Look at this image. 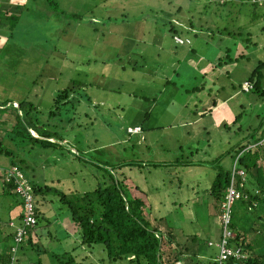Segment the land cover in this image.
Returning <instances> with one entry per match:
<instances>
[{
    "label": "rangeland",
    "instance_id": "374dc122",
    "mask_svg": "<svg viewBox=\"0 0 264 264\" xmlns=\"http://www.w3.org/2000/svg\"><path fill=\"white\" fill-rule=\"evenodd\" d=\"M57 1L58 8L48 0H0L2 16L0 101L25 98L34 100L43 110L41 119L47 122L50 121L48 113L54 108L57 93L72 87L73 83L79 80L84 85L79 88L78 95L83 94V99L81 106L77 103L76 110H79L80 116L74 115V123L71 125L68 122L66 109L62 116L49 122L53 125L58 124V129L69 137L67 142L71 144L70 146L77 147L83 153V158L74 159L75 157L72 158L67 152L53 153L51 150H40L39 156L45 153L46 155L43 165H40L35 173L37 180L42 182L43 174L45 176L47 174V179L51 178L56 182L54 187L83 196L84 192L93 190L97 184L95 174L98 169L93 165L95 161L111 160L113 163L140 161L146 165H141L139 169L128 168L127 172L133 177L132 181L135 184L143 187V196H147L154 203L157 214L169 216L187 233L198 234L203 239L211 238L215 243H219L221 235L218 219L219 201L207 193L218 170L210 165L208 160L211 161L223 153L230 140L236 138V134L232 135L222 127H214L215 118L211 116L195 121L197 117L195 109L207 107L203 106L204 102L211 106L213 99L218 95L212 87L201 92L185 91L202 83L203 78L196 79L192 72L185 71L188 76L182 78L186 83V87L182 89L180 87L182 80L171 77L174 78L173 82L179 83L178 89L173 84L165 85V80L170 77L157 78L153 74V77H150L146 71L154 67L160 59L161 61L167 59L168 65H171L173 60H177L176 52L182 51V47L175 50L180 46L173 42L171 46L162 33L161 28L167 27L164 26V20L170 17L198 18L208 14L215 17L220 13V8H223V12L229 8L220 7L219 4L212 3V0ZM11 3L17 5L20 3L25 7L21 9ZM178 4L183 8L181 12L178 11ZM248 9L241 11L242 17L238 21L240 26L253 25V22L248 20L253 8L250 6ZM234 10L238 11V8ZM8 11L14 15H8ZM145 16L148 20L143 25L142 19ZM212 19L223 26L229 23L217 19V16ZM144 26L146 30L143 29ZM152 27L159 30L157 29L158 32L148 39L147 30ZM140 31L147 37L135 35ZM165 33L170 34L168 28ZM236 38L240 39L239 35H236ZM253 38H258L257 33ZM233 39L237 40L234 37L225 38L221 48L232 46ZM155 40L159 41V44ZM177 40L182 42L181 39ZM160 43L165 45V51L160 49ZM263 46L262 44L259 48ZM232 48L234 55L237 56L243 53V50L246 51L245 54L253 50L252 48L248 50L247 44L242 40L239 41L237 48ZM212 55L218 56L216 53H211ZM260 59H264V52L242 60L236 70L235 81L241 82L257 66ZM123 66L128 69L123 71ZM167 72H172L174 76L173 70ZM121 77L126 83L119 92L117 83ZM133 77L136 78V82L131 81ZM113 85L116 88L110 89L109 87ZM244 88L250 87L246 84ZM229 91L227 88L220 95L224 97ZM144 96L146 98H143ZM254 96L258 97L254 93H241L238 98L228 99L227 107L232 108L230 112L234 115H230L229 123L235 120L236 114L243 111L239 106L247 102V98ZM88 97L92 98V102ZM187 100H196L198 108L194 102L186 104ZM247 107L249 115L245 116L242 122L245 127L249 120L264 115V98L257 103H250ZM70 112L73 114L72 110ZM60 120H65V123L60 124ZM76 122L83 125L77 127ZM5 127L6 124L0 126V130ZM33 133L37 135L36 132ZM184 154L196 162L205 163L203 166L169 165L158 168L148 163H168L167 161L172 162ZM2 161L6 165L11 159L8 157ZM228 162L227 159L223 163L227 166ZM131 192L135 193L134 196H142L134 188ZM15 199H17L15 195L10 196L11 201ZM47 199L49 205L41 207L44 217L40 218L37 228V234L46 248L56 251L55 248L59 246L49 237V233L52 232L53 235H59L60 243L61 238L64 240L68 235L71 236L65 242L69 245L63 243L62 246L78 258V264L127 262L110 261L102 244H97L93 248L81 247L78 229L68 206L63 205L59 196L54 193L47 195ZM4 215L6 212L2 213L3 226L6 227L7 216ZM151 220L155 222L152 217ZM50 221L57 222L54 223V229H51L53 224L50 225ZM60 223L63 230L59 228ZM26 247L24 252L22 250L19 252L16 264H60L53 253L44 252V247H41L40 252L34 251L28 245ZM212 248L216 254L219 253L216 246ZM193 250L189 248L190 253L185 255L186 257L183 256L186 261L177 264L201 262V256L195 257ZM179 254L181 252L178 248L170 245L165 258L174 263ZM62 257L61 255L60 259L64 260Z\"/></svg>",
    "mask_w": 264,
    "mask_h": 264
},
{
    "label": "trees",
    "instance_id": "16d2710c",
    "mask_svg": "<svg viewBox=\"0 0 264 264\" xmlns=\"http://www.w3.org/2000/svg\"><path fill=\"white\" fill-rule=\"evenodd\" d=\"M48 1L55 8L59 7L57 0ZM213 2L219 4L220 7L229 8L224 12L223 8H220V13L215 10L218 13L216 14L217 19L224 23L229 22L228 24L224 26L222 23L218 24L212 19L216 16L209 14L205 17H203L204 15L198 16V18L196 16L182 19L170 17L164 20V26H167L170 34L165 33L166 28H161V30L170 44L173 42L180 46L175 50L182 47L181 50L184 49L187 52L186 59L180 62L182 68L177 74L174 73V78L185 79L188 75L184 72L194 70L195 67L192 68L188 63L190 57L195 56L198 59V56L201 55L204 57L201 62L209 67L208 70H203L205 73L201 77L203 78L202 83H198L192 89L185 90L186 92H201L212 87L218 92L211 106L199 110L195 109L196 119L200 116L202 120L206 119L207 116L213 117L212 107L217 106L220 100L228 101L231 97L238 98L241 93L258 95V97L247 98V102L245 101L239 106L243 111L236 114L232 123L224 121L219 126L225 128L232 135L236 134V138L230 140L223 153L211 161L208 160L210 165L218 170L207 193L219 201L218 219L221 227L219 243H215L211 238L203 239L198 234L187 233L181 226L178 227L169 216L167 218L157 214L154 203L147 196H143V187L135 184L132 181L133 177L127 172L128 168L139 169L141 165H146L140 161L113 163L111 160H94L93 165L98 169L97 174H95L97 184L93 190L84 192L85 195L83 196L72 192L67 193L54 187L56 182L54 179H47V174L46 176L43 174L42 182L37 180L35 173L39 166L43 165L44 155H46L45 153L39 156L38 151L40 150H51L53 153L67 152L72 158L75 157L74 159L83 158V153L67 142L69 137L58 129V124L49 123L52 119L62 116L64 109L69 116L68 122L71 124L74 121V115L79 113V110H76L78 108L77 103L81 106L83 99V94L78 95L79 88L84 86L79 80L73 83L72 87L57 93L54 108L48 113L50 121L47 122L41 119L43 110L34 100L25 98L0 101V126L4 124L7 126L0 130V238L4 239L3 247L7 246V248H2V250L5 249V252L0 257V264H16L19 260V252L21 250L24 252L27 248L26 245L37 252H40L41 247H44V252L53 253L60 264H78V258L69 251L61 254L50 251L41 242L40 235L37 234L39 220L42 216L44 217L41 207L49 205H47L49 201L47 195L51 193L59 196L61 203L68 206L71 211L72 219L80 236L81 247L93 248L97 244H102L110 261L116 263L127 261L125 264H177L186 261L183 256L190 253L189 248H193V255L202 258L198 264H264V115H258V118L249 120L246 127L242 124L245 116L248 117L249 115L247 105L252 102L257 103L264 98V59H260L257 66L241 82L235 81L236 71L227 73L222 71L226 66L233 64L239 66L242 60L264 52V46L259 48L260 45H264V0H212ZM14 3L11 5H16L21 9L25 7L23 4ZM250 6L253 9L249 13L248 20L252 21L253 25L251 27L240 26L238 21L242 17L241 11ZM235 8H238V11H235ZM182 9V6L178 4V11L181 12ZM188 10H190V6ZM11 13V11L7 12L8 15ZM142 20L144 24L148 19L145 16ZM1 29L2 16L0 15ZM157 29L159 30V28ZM256 33L257 39L253 38ZM236 35H239L240 39L236 38ZM230 37L237 39L236 41L233 39L232 44L234 46L223 50L221 43L225 38ZM177 39H181L183 42ZM240 40L247 44L248 50L250 48L253 50L247 54L243 50L239 56L234 55L232 47L237 48ZM163 49L165 50V46ZM211 53H216L218 56H211ZM203 67L205 66H202L201 63L196 69L200 70ZM150 71L153 72V68ZM174 78L166 79L165 85L173 84L174 87L178 88L179 83L173 82ZM195 78L199 79L198 76ZM225 79L226 82L224 83ZM131 81L136 82V78H131ZM184 81L182 80L180 84L182 89L186 87ZM119 82L123 85L126 81L121 77ZM246 84H249L250 88H244ZM121 85L117 83V88L119 89ZM109 88L115 89L116 86L113 85ZM227 88L230 91L224 97L220 95ZM121 90L119 89V92ZM89 101L92 102V98ZM193 102L198 108V104ZM188 104H192L191 100ZM70 110L73 111V114ZM61 120L60 124L65 123V120ZM82 125V123L76 122L77 127ZM33 131L37 135H34ZM232 135L231 137H233ZM147 147L151 148L148 145ZM8 157L11 161L4 165L2 160ZM183 157H178L172 162L167 161L168 163H148L156 168L169 165L178 167L203 166L205 163V161L196 162L189 158L190 156L186 157L185 154ZM227 159L229 162L226 166L223 162ZM23 179H26L32 187L31 194L34 198L38 220L35 226H27L25 223L28 214L27 197L19 190V185ZM232 187L239 192L240 196L233 202L230 220L226 222L227 210L225 206ZM133 188L142 196H134L135 193L131 192ZM14 195L17 199L11 201L10 196ZM16 208L21 209L17 215L13 214ZM4 212H6L4 216H7L6 227L3 226L2 213ZM151 217L156 223L151 220ZM21 230H23V234L19 240ZM227 232L230 233L227 237L228 247L234 252L239 250L241 255H231L222 261L220 260L222 250L220 244ZM170 245L178 248L181 252L174 263L165 258L166 250ZM215 246L219 249L218 254L212 248ZM61 255L64 260L60 259ZM79 264L85 263L79 262ZM86 264L96 263L89 262Z\"/></svg>",
    "mask_w": 264,
    "mask_h": 264
},
{
    "label": "crops",
    "instance_id": "0c3cea01",
    "mask_svg": "<svg viewBox=\"0 0 264 264\" xmlns=\"http://www.w3.org/2000/svg\"><path fill=\"white\" fill-rule=\"evenodd\" d=\"M143 25H145V23L143 24ZM143 29H145L146 30V26H144L143 27ZM151 29V30H150ZM150 29H148L147 30V36L146 35H144L141 31L140 32H138L137 34H136V36H139V37H142L143 35L145 36V37H147L148 39L149 38H152L155 34H156V32H158V30H157V28H154V27H152V28H150ZM152 30H154V31H152ZM146 32V31H145ZM145 40H146V38H145ZM156 41V40H155ZM158 44H159V41H156ZM160 49H163V47L165 46V45H162V43H160ZM229 47V46H228ZM227 47V48H228ZM227 48H222L223 50H225V49H227ZM163 51H165L164 49H163ZM173 52H175V51H173ZM186 56H187V52H186V50H182L180 53H177L176 52V55H175V57H177V60L176 61H174L173 60V62L171 63V65H168V62H167V59H165L164 61H161V59L159 60V62L154 66V67H151V68H153V72H151L150 70H151V68H149V71L147 72L146 71V74L148 75V76H152L153 77V75H154V77H157V78H167V77H173V75H172V72H167V70H173V72L175 73V74H177V72L178 71H180V69L182 68L181 67V63L180 62H182L183 60H185L186 59ZM204 57H202L201 55L200 56H198V59H197V57H190V58H188V63H190V66H192V68H194V70L192 71L193 72V74L195 75V77H197L198 76V78L199 77H203V75H204V73H205V71L206 70H208L207 68H209V67H207L205 64H204V62H201L202 61V59H203ZM202 63V66L204 65L205 67H203V69H200V70H197L196 69V67L199 65V64H201ZM238 65L237 64H233V65H229V66H226V67H224V69H222V71L223 72H225V73H227V72H229V71H232V72H235L236 71V69L238 68L237 67ZM232 67V68H231ZM145 68H147V66H145ZM227 68H230L229 70L227 69ZM128 68L127 67H125V66H123V71H126ZM203 70H205V71H203ZM160 74L159 76H156L155 74ZM153 74V75H152ZM120 82H121V80H120ZM119 82V80H118V84L119 85H121V83ZM126 83V82H125ZM123 88V85H121L120 86V90ZM233 98V97H232ZM188 102L190 101V100H187ZM186 101V102H187ZM195 101V103H196V100H194ZM187 102V103H188ZM191 102H193L192 100H191ZM227 103H229L228 101H224V100H220L219 101V103H218V105L217 106H214L213 107V112H212V115H213V117L215 118V120H214V124H213V126L214 127H219L224 121H229L230 120V118H231V114L233 115V113L232 112H230V111H232V108L229 106V107H227ZM203 106H210V105H208V103L206 102H204V105ZM200 116V115H199ZM227 116H228V119H226L227 118ZM234 116V115H233ZM201 118V116L200 117H198L195 121H199V120H201L200 119ZM209 127H211V125L209 126ZM20 210L21 209H18V208H16L15 209V213H13V214H16L17 215V213L19 214V212H20ZM57 220V219H56ZM58 221H60V220H58ZM54 223H57V222H54ZM54 223L53 222H51L50 221V225L51 224H53V227L51 228V229H54ZM59 228H61L62 230H63V226H62V224L60 223V226H59ZM50 233H51V235H50ZM49 233V237L51 238V239H54L55 240V245H59L57 248H55V252H58L59 254H61V253H63V252H66L68 249H65V247L64 246H62L63 245V243H65V242H67V238H69V237H71V236H67L64 240L61 238V240H62V242L60 243V242H58V240H59V235L57 234V235H53L52 234V232H50ZM66 233L68 234L69 232H67L66 231ZM70 234V233H69ZM3 238H0V257L2 256V254L5 252L4 250H2V248H4L3 247ZM212 240V239H211ZM79 242H80V240H78ZM76 243H77V240H76ZM66 245H69V243H65ZM58 250V251H57Z\"/></svg>",
    "mask_w": 264,
    "mask_h": 264
},
{
    "label": "built area",
    "instance_id": "2783aa9c",
    "mask_svg": "<svg viewBox=\"0 0 264 264\" xmlns=\"http://www.w3.org/2000/svg\"><path fill=\"white\" fill-rule=\"evenodd\" d=\"M247 85H249V84H247ZM21 177H23V175H21ZM19 190L23 193L24 196L27 197L26 198V208H27L28 214H27V216L25 218V223H26L27 226H35L37 224L38 220H37V217H36L34 198H33V195L31 194L32 187L28 184L26 179H23V181L19 185ZM239 196H240L239 192L234 187H232L230 189V193L228 195L227 205L225 206V209L227 210V212H226V222H229L230 216H231V213H232V204L235 201V199L238 198ZM22 234H23V230H21V232H20L19 240L21 239V235ZM229 234L230 233L227 232V234L225 235L222 243L220 244V246L222 248L221 255H220V260H222V261L228 259L229 256H231V255H235V254L238 255V256L241 255L239 250L237 252H234L230 247H228L227 237H228Z\"/></svg>",
    "mask_w": 264,
    "mask_h": 264
}]
</instances>
